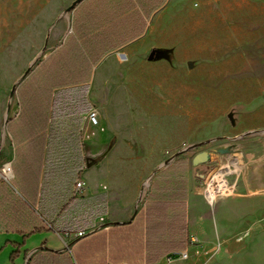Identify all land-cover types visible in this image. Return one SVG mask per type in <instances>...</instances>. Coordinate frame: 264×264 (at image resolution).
<instances>
[{
  "label": "crops",
  "instance_id": "1",
  "mask_svg": "<svg viewBox=\"0 0 264 264\" xmlns=\"http://www.w3.org/2000/svg\"><path fill=\"white\" fill-rule=\"evenodd\" d=\"M77 1L67 33L17 88L0 149V173L10 165L14 175L11 184L0 175V264H30L42 252L70 254L77 264H181L191 244L171 252L162 239L173 220L146 214L148 202H160L168 183L161 174L171 166L155 175L152 199L137 212L134 204L144 174L142 128L159 108L145 96L162 88L168 108L189 119L191 97L202 100L167 90L183 86L180 71L193 62L189 32L200 23L189 21V0ZM161 70L179 82L161 86ZM185 179L191 243L190 165ZM174 221L182 234V217Z\"/></svg>",
  "mask_w": 264,
  "mask_h": 264
},
{
  "label": "rangeland",
  "instance_id": "2",
  "mask_svg": "<svg viewBox=\"0 0 264 264\" xmlns=\"http://www.w3.org/2000/svg\"><path fill=\"white\" fill-rule=\"evenodd\" d=\"M76 1L0 0V149L17 112L19 83L67 33L68 9ZM189 1L188 20L201 26L188 36L192 67L180 71L186 78L176 88L166 85L169 72L161 70V86L202 100L187 101L194 111L189 119L174 104L168 108L162 88L145 96L159 108L142 128L144 174L134 212L144 207L155 175L186 160L192 168V251L179 262L264 264V0ZM202 153L210 161L193 166ZM219 172L230 192L212 204L206 191Z\"/></svg>",
  "mask_w": 264,
  "mask_h": 264
},
{
  "label": "trees",
  "instance_id": "3",
  "mask_svg": "<svg viewBox=\"0 0 264 264\" xmlns=\"http://www.w3.org/2000/svg\"><path fill=\"white\" fill-rule=\"evenodd\" d=\"M188 162L186 160H180L172 165L167 171L161 174L167 178V185L163 187L160 202L152 205L147 203L146 214L147 216H160L166 214L170 217L169 227L167 229L166 239H162V242H167L168 249L171 252H179L186 250L190 247L188 240V228L186 223L187 218V186H186V174H187ZM159 176H157L158 178ZM156 178V179H157ZM155 179V180H156ZM154 184V182H153ZM154 192V186H153ZM182 190V193L180 192ZM152 194L149 197V201L152 199ZM74 195H81L74 192ZM182 217L184 221V228L182 234L180 233L178 223L174 221L175 218ZM178 222V221H177ZM43 229H36L32 233L41 232ZM162 235V234H161ZM163 237V236H162ZM17 256L13 255L12 262L14 263ZM171 258H177L176 255H172ZM30 264H77L76 260L70 254H56L42 252L33 257Z\"/></svg>",
  "mask_w": 264,
  "mask_h": 264
},
{
  "label": "bare ground",
  "instance_id": "4",
  "mask_svg": "<svg viewBox=\"0 0 264 264\" xmlns=\"http://www.w3.org/2000/svg\"><path fill=\"white\" fill-rule=\"evenodd\" d=\"M229 192L230 189L227 181L225 180V173L219 172L213 177V180L210 181L206 195L210 203L213 204L220 195L227 196Z\"/></svg>",
  "mask_w": 264,
  "mask_h": 264
},
{
  "label": "built area",
  "instance_id": "5",
  "mask_svg": "<svg viewBox=\"0 0 264 264\" xmlns=\"http://www.w3.org/2000/svg\"><path fill=\"white\" fill-rule=\"evenodd\" d=\"M90 120L93 124H97V116L95 113H92L90 115ZM2 179L4 182L8 183V184H11L12 180H13V171H12V168L10 165H6L2 170H1V173H0ZM83 190H84V187H83V182L80 181L76 184V187H75V192L77 194H82L83 193ZM84 235H86L85 233H80L79 234V237H83ZM180 258H182L183 260H187L188 259V254H183L180 256Z\"/></svg>",
  "mask_w": 264,
  "mask_h": 264
},
{
  "label": "water",
  "instance_id": "6",
  "mask_svg": "<svg viewBox=\"0 0 264 264\" xmlns=\"http://www.w3.org/2000/svg\"><path fill=\"white\" fill-rule=\"evenodd\" d=\"M78 1L75 2L69 9L68 12H70L76 5ZM210 161V155L208 153H202L196 156L193 160V165H202Z\"/></svg>",
  "mask_w": 264,
  "mask_h": 264
}]
</instances>
